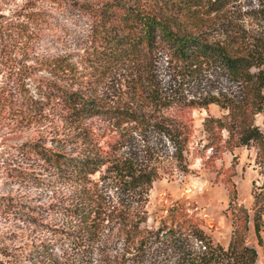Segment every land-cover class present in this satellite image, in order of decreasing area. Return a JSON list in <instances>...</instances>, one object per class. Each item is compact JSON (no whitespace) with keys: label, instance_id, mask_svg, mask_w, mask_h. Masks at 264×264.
<instances>
[{"label":"trees","instance_id":"16d2710c","mask_svg":"<svg viewBox=\"0 0 264 264\" xmlns=\"http://www.w3.org/2000/svg\"><path fill=\"white\" fill-rule=\"evenodd\" d=\"M47 1L64 2L86 18L85 71L75 75L58 57L41 66L60 75L36 76L37 66L13 65L11 55L0 51L3 65L9 64L0 79V126L18 129L53 115L69 129L62 136L50 135L45 141L38 136L15 145L19 162L4 167L5 176L34 187L73 184L56 208L66 218L65 226H54L51 232L73 251L95 254L98 264H255L256 250L245 242L244 233L250 222L261 244L264 135L254 117L264 112V38L249 36L224 19L228 0ZM47 23L45 11L31 10L21 33L34 41ZM213 29L219 30V37L209 36ZM159 61L164 82L158 75ZM209 69L230 84V91L186 99L179 88L190 86ZM109 73L119 76L120 89L112 104L103 105L93 90L95 80ZM208 104L222 114L203 119V147L215 144L224 129V142L252 146L254 162L261 166L262 179L251 189V214L236 203L231 206L233 230L225 247L213 242L180 203L169 206L154 226L147 224L144 209L146 193L161 173L190 172L186 155L191 125L174 109ZM91 117L108 125L109 140L103 145L81 127ZM10 206L11 213L28 224L35 218L33 210L39 209L0 194V212ZM49 248L46 242L30 244L23 253L25 262L48 261L53 257Z\"/></svg>","mask_w":264,"mask_h":264},{"label":"rangeland","instance_id":"374dc122","mask_svg":"<svg viewBox=\"0 0 264 264\" xmlns=\"http://www.w3.org/2000/svg\"><path fill=\"white\" fill-rule=\"evenodd\" d=\"M263 9L264 0H228L221 15L224 19L228 18L238 24L249 36L264 38ZM31 10L45 11L48 16L46 27L34 41H28L21 33L25 25V14ZM86 28V18L64 2L0 0V51L11 55L13 65L37 66L34 68L36 76L55 79L60 75L58 72L54 76L52 70L41 66L45 61L58 57L72 67V73L76 72L75 75L84 72L83 47L86 45ZM209 36L219 37L220 32L213 29ZM8 65V62L3 65L0 52V79ZM163 66V61H159L158 75L162 82L166 80ZM25 80L29 87H33L31 80ZM189 85L179 88L186 99H197L206 93L215 94L218 91L228 93L231 88L230 84L212 69ZM119 89V76L110 73L101 75L95 80L94 99L103 105L112 104L118 97ZM174 112L191 125L186 155L190 172L186 175L172 173L170 176L161 173L159 178L152 182L144 204L147 224L154 226L156 221L166 214L169 206L180 203L213 242L225 247L233 230L231 206L236 203L251 214V189L262 179L259 173L261 166L254 162L252 146H230L225 143L224 129L218 131L219 140L216 145L203 147L207 142V132L203 131L202 126L203 119L208 115L219 117L222 114L215 104H208L206 107H185L177 111L174 109ZM254 123L264 135V112L255 115ZM82 126L86 128L87 136L93 134L99 145L109 140L108 125L101 119L88 118L82 122ZM67 132L68 127L53 115L42 116L38 121L18 129L12 125L9 128L0 126V194L14 196L30 205H39L38 210H33L35 218L30 219L29 224L11 213V206L8 212H0V264H30L28 260L25 262V249L30 244L45 242L48 243L53 257L38 264H98L99 260L95 254L73 251L63 237L51 232L54 226H65L66 218L56 208L66 201L73 190V184L50 182L34 187L27 182H16L11 176H5L4 167L17 165L19 162L15 145L35 140L38 136L45 141L50 135L62 136ZM64 149L68 151L70 147L64 146ZM72 151L77 153L79 148L75 147ZM261 218L260 245L256 243L250 222L248 230L244 233L245 242L256 250L255 264H264V213Z\"/></svg>","mask_w":264,"mask_h":264}]
</instances>
